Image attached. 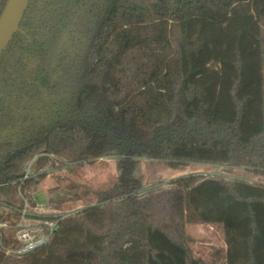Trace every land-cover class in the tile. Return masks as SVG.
Masks as SVG:
<instances>
[{"label": "trees", "instance_id": "obj_1", "mask_svg": "<svg viewBox=\"0 0 264 264\" xmlns=\"http://www.w3.org/2000/svg\"><path fill=\"white\" fill-rule=\"evenodd\" d=\"M51 157H115L118 176L68 184L53 208H83L35 250L0 243V264H204L187 224L223 227L226 264H264V182L189 175L140 195L136 176L140 159L264 176V0H30L0 56V226Z\"/></svg>", "mask_w": 264, "mask_h": 264}, {"label": "rangeland", "instance_id": "obj_2", "mask_svg": "<svg viewBox=\"0 0 264 264\" xmlns=\"http://www.w3.org/2000/svg\"><path fill=\"white\" fill-rule=\"evenodd\" d=\"M35 159L31 160L27 169L28 178L31 179V182L23 194L21 193V196L26 200V205L23 209L17 210L27 214L18 219H9L0 226V229H4L2 243L10 242L11 245L8 250L11 254H15L14 251L20 248L16 240L18 241L21 230L29 228L30 237H41L40 222L45 221L52 225L54 222L49 221V218L59 213L77 212L83 208L82 203L75 202L66 203L65 206L68 209L64 211L53 208L50 198L68 191L66 187L68 184L77 183L83 189L96 191L112 185L118 176L117 158L115 157L98 158L81 165H68L54 157H51V161L45 165H40L37 161L35 162ZM70 167L73 168L69 169ZM189 175L199 179L224 176L264 182L262 175L247 176L242 169H232L226 165L190 162L170 164L162 160L140 159L136 176L141 180L142 188L138 192L140 195L157 193L173 187V182ZM59 181L62 182L59 183ZM57 185L60 186L59 190L56 193H50L49 190ZM92 201L96 202L94 198ZM6 208L4 204L0 206V215L7 211ZM36 224L37 226H35ZM186 233L191 239L189 248L193 259L204 264H226V237L222 226L187 224Z\"/></svg>", "mask_w": 264, "mask_h": 264}, {"label": "water", "instance_id": "obj_3", "mask_svg": "<svg viewBox=\"0 0 264 264\" xmlns=\"http://www.w3.org/2000/svg\"><path fill=\"white\" fill-rule=\"evenodd\" d=\"M30 0H8L0 17V56L20 32V25Z\"/></svg>", "mask_w": 264, "mask_h": 264}, {"label": "built area", "instance_id": "obj_4", "mask_svg": "<svg viewBox=\"0 0 264 264\" xmlns=\"http://www.w3.org/2000/svg\"><path fill=\"white\" fill-rule=\"evenodd\" d=\"M28 178V174L25 176L24 180ZM207 178V177H206ZM23 183V182H22ZM25 205H26V200H25ZM24 205V207H25ZM23 207V208H24ZM78 212V211H77ZM77 212H65V213H59L56 216L49 218V221L54 222L52 225H49V222H40V227L41 229V234L42 236H35L34 238L30 237L29 232L30 229L26 228L24 230H21L20 233V237L18 238V241L16 240V243L18 245H20V248L15 250L14 253L21 255V254H25L29 251L35 250L39 247H42L44 245H46L52 238L53 234L55 233L56 229H57V225L60 221H62L63 219H65L66 217L73 215ZM25 213H21L20 212V217H24ZM37 226V224L35 225ZM1 235V233H0ZM0 243L2 244V237H0ZM16 247V246H15ZM8 253H10V250L6 249Z\"/></svg>", "mask_w": 264, "mask_h": 264}]
</instances>
